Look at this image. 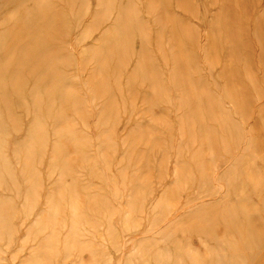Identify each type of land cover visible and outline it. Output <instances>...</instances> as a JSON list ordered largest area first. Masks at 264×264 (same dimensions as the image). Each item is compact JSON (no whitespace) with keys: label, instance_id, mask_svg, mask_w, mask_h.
I'll use <instances>...</instances> for the list:
<instances>
[{"label":"rangeland","instance_id":"374dc122","mask_svg":"<svg viewBox=\"0 0 264 264\" xmlns=\"http://www.w3.org/2000/svg\"><path fill=\"white\" fill-rule=\"evenodd\" d=\"M0 264H264V0H0Z\"/></svg>","mask_w":264,"mask_h":264},{"label":"bare ground","instance_id":"6f19581e","mask_svg":"<svg viewBox=\"0 0 264 264\" xmlns=\"http://www.w3.org/2000/svg\"><path fill=\"white\" fill-rule=\"evenodd\" d=\"M254 220H255L254 218H250V219H248V221L246 219V221L248 222L246 224V226H248V228H250V229H253ZM230 227L233 228L236 231L235 233L238 235H243L245 233L244 228H242L243 231L240 230L238 217L234 221L233 217L231 216ZM205 229L207 230V226L205 227Z\"/></svg>","mask_w":264,"mask_h":264}]
</instances>
